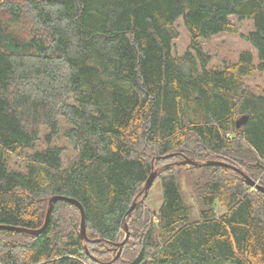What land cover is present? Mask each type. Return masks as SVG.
Masks as SVG:
<instances>
[{
    "label": "trees",
    "instance_id": "obj_1",
    "mask_svg": "<svg viewBox=\"0 0 264 264\" xmlns=\"http://www.w3.org/2000/svg\"><path fill=\"white\" fill-rule=\"evenodd\" d=\"M230 16L252 20L243 37L257 62L242 51L207 68L201 40L236 31ZM178 18L190 37L182 55ZM255 73L264 0H0V225L37 229L62 195L82 205L87 238L102 239H81L79 209L57 201L40 234L0 228V264H108L136 198L110 264H264V194L226 167L182 165L202 171L193 219L167 165L224 161L264 187V89L243 80ZM153 169L156 212L140 194Z\"/></svg>",
    "mask_w": 264,
    "mask_h": 264
},
{
    "label": "rangeland",
    "instance_id": "obj_2",
    "mask_svg": "<svg viewBox=\"0 0 264 264\" xmlns=\"http://www.w3.org/2000/svg\"><path fill=\"white\" fill-rule=\"evenodd\" d=\"M231 23L236 28L234 32H221L208 39L201 40L202 47L206 53L210 55V61L207 68L221 69L224 64L234 62L237 60L240 52L250 51L254 56V62H257V53L251 44L243 37V35L249 33L254 29L253 22L250 19L238 21L235 16L229 17ZM175 27L178 31V38L172 43V53L176 55H182L189 48L190 37L185 29L181 18H178L175 22ZM244 83L254 92L259 93L264 89V73H255L250 76L244 77ZM44 129H41V136L44 133ZM53 144H58L66 147V151L63 156L65 164L72 157L71 148L67 146L64 140H54ZM36 148H44L45 143L42 138L36 143ZM182 158H177L173 161L168 162V166L175 165L174 168L177 170L178 180L181 186V191L185 202L190 206L192 210V218L197 219L199 214V202L195 196L194 183L198 177L202 174L199 168H187L176 163ZM16 159L12 156L8 157L9 165L14 168ZM156 167H160L157 165ZM161 182L160 179H155L148 190L147 197L145 199V208L152 212H156L161 204ZM217 213H222V208L216 206ZM123 234L122 239L124 238ZM136 242V238H132ZM130 250L134 249V245H129ZM122 249V248H121ZM118 251V250H117ZM117 252H115L110 261L104 263H112ZM121 254V253H120ZM111 256V255H110ZM109 256V257H110ZM120 256V255H119ZM127 256V255H126ZM115 261V260H114Z\"/></svg>",
    "mask_w": 264,
    "mask_h": 264
},
{
    "label": "water",
    "instance_id": "obj_3",
    "mask_svg": "<svg viewBox=\"0 0 264 264\" xmlns=\"http://www.w3.org/2000/svg\"><path fill=\"white\" fill-rule=\"evenodd\" d=\"M248 116L244 115L241 116L240 118L237 119V121L235 122V126L238 128L241 125L245 124L247 122ZM176 155L175 153L172 154H168L166 156H163V158H169ZM177 165H190V166H194V167H201V166H221V167H226L228 169H231L237 173H239L246 181V183L251 186L252 188L260 191L261 193L264 194V187L259 185L257 183V181L251 179L247 174H245L241 169L230 165L224 161H217V160H206V161H195L192 160L190 158L184 157L182 156V159L180 161H178L176 163ZM157 172L158 170H152L151 174L149 175L148 179L146 180L144 187L141 191L140 194H143L141 197V200H144L145 197L147 196L148 190L151 187L153 181L155 180L156 176H157ZM57 201H67L69 203L74 204L80 211V237L83 240L86 241H90V242H100L102 241V239H93V240H89L86 236V228H85V212L84 209L82 207V205L75 199L73 198H69L66 196H62V195H54L52 197L49 198L48 200V207H47V211H46V215H45V220L44 223L41 227L37 228V229H29V228H25V227H16V226H7V225H0V228H6V229H11V230H16V231H20V232H25L28 234H32V235H36V234H40L46 227V225L48 224L49 218H50V214H51V210L53 207V204L56 203ZM137 204V198L132 202L131 206L129 207V209L127 210L124 218H123V230H124V238L122 239L121 242L116 243L115 247H118V251L116 256L114 257L113 261L116 260L120 253H121V248L122 246L125 244V242L128 240L129 238V230H128V225L125 222L126 217L134 210V208L136 207Z\"/></svg>",
    "mask_w": 264,
    "mask_h": 264
}]
</instances>
